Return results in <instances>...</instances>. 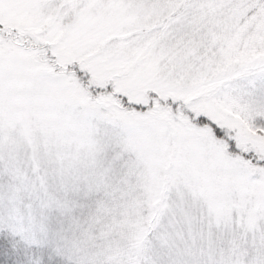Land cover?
<instances>
[{"label": "snow or ice", "instance_id": "snow-or-ice-1", "mask_svg": "<svg viewBox=\"0 0 264 264\" xmlns=\"http://www.w3.org/2000/svg\"><path fill=\"white\" fill-rule=\"evenodd\" d=\"M0 264H264V0H0Z\"/></svg>", "mask_w": 264, "mask_h": 264}]
</instances>
